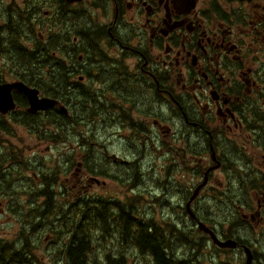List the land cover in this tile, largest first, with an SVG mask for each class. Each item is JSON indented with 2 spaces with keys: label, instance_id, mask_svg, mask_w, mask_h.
I'll use <instances>...</instances> for the list:
<instances>
[{
  "label": "flooded vegetation",
  "instance_id": "af4514ba",
  "mask_svg": "<svg viewBox=\"0 0 264 264\" xmlns=\"http://www.w3.org/2000/svg\"><path fill=\"white\" fill-rule=\"evenodd\" d=\"M3 1L0 0V2ZM203 2L206 5L203 8L200 7L201 0H78L75 2L69 0H23V4L17 7L12 3L2 7V3H0V9L4 13L3 19L0 20V50L14 52L16 56L18 45H40V43L31 42V40L33 37L41 36V29L46 31L50 27L45 25L50 23V25L58 23L65 26L76 25L74 20L76 16H73V19L70 17L62 19L69 14L78 15L84 12L76 10L78 6L87 5L86 7H92L94 11L100 12L106 20V24L102 27H95L92 23H88L86 26L79 25L85 27V31L64 34L62 46L68 44L67 37H69V43H72L71 35L77 37L75 38L76 43L78 38H83V33L89 31L92 32V37H101L99 42L100 57H94V61L88 63V55L92 51L86 49V52L77 59L75 69L78 74H72L70 91L75 94L92 92L93 89H96L97 84H102L96 89L97 91L104 88L110 91L109 81L112 76L115 79L118 73V59H113L110 64V50L114 55L117 54L118 58L128 56L134 59L133 66L125 71L121 87L125 84L135 83L142 88V78L148 86L147 90L142 89L143 94L149 93L152 96V91L153 97L168 101L175 109L172 118H179L178 127L180 128L177 133H181V137L185 139L183 148L188 144L187 140L190 136L202 135L214 139L213 134L223 130L227 140L221 144L223 151L226 154H233V147L237 150L242 148L240 151H242L246 162L255 165L253 171L256 173V179L250 181L245 189V194L250 198L251 203L240 210V220L249 224L252 231L256 232L264 224V111L256 109L251 111L248 116H242L236 101L240 98V93L251 96L260 86L259 81L253 77L261 73V68L256 65L261 60L257 53L264 50V31L257 29L256 25H264V15H262L264 0H203ZM224 3L239 5L241 9H247L251 19L246 22L242 21L236 15L240 9L230 10V16L229 10H225L223 7ZM232 17L245 24V27L234 29L231 22ZM117 24L129 29V35L123 42L116 39L115 27ZM21 26L25 28L21 30ZM99 28L103 31H98ZM234 31L240 37L235 43L232 42ZM249 35L251 37L250 44L247 39ZM145 37L146 40H144ZM52 39H56L59 44V39L55 37L43 44H48ZM142 40H144L143 46ZM242 48L244 51H241ZM9 59L13 58L9 57L4 61L8 62ZM101 61L109 65L115 64L116 67L112 68V71L109 69L105 74H102ZM229 63L238 69L237 79L242 85V88L235 91L225 87L232 75L228 71ZM250 64L252 66H249ZM5 67L4 72L0 71V77H4L1 82L6 80L7 74L12 77L17 74V67L10 66L9 68L7 64ZM17 81L19 80L13 78L10 79V82L5 83ZM205 90H207L206 96ZM17 94L16 91L12 92L15 108L6 115L0 113V190L6 191L4 194H0V206L5 203L16 204L20 194L24 192L26 202L30 206L35 204L39 209L41 205L50 203L54 197V192L50 197L41 194L52 185H54V189L60 184L63 186L80 185L81 188L83 187L82 189L95 190L97 187L102 189L108 187L106 181L109 180L110 186L116 189L115 186L124 188L125 183L129 184L130 180L136 178L139 182L145 176L151 179L152 175L156 173V167L150 170L149 162L147 165L142 163L149 154L139 152L134 141H139V144L141 141L137 137L130 136L129 125L127 128L129 135H119L118 138L116 132H109L107 143L100 141L101 145L97 144L95 136L90 135L82 140L81 145L85 150L83 154L81 153V158L76 154L73 160H71L73 157L71 156L70 159L63 161L68 155L65 152L58 154L55 152L53 155L58 156L57 162L60 164L50 165L44 159L43 151L39 145L33 144V141L43 144L36 134H41L46 139L49 152H51L49 147L57 149L62 143H65L66 135L63 131L58 130L61 126L57 125L59 121L53 118L55 116L49 117V112L45 111L31 115L28 111L30 108L28 101L17 102ZM257 99H261V96L257 95ZM95 101L93 100V102ZM133 101L140 102V100ZM84 104L85 102L82 106ZM63 105H67L70 110V106L73 104L65 102ZM196 107H199V113L195 111ZM86 108L89 109L90 106L87 104ZM213 108L215 120L208 122L205 117ZM147 111L148 109L144 112L138 111L134 118L141 123H149L148 119L150 118L146 115ZM37 119L45 125L41 130V123ZM11 120L16 125L13 130L9 128V125L12 126ZM161 122L162 119L158 118L153 121L163 134L169 135L172 128L162 129ZM115 123L116 121H110L112 126ZM4 126H7L8 130L4 129ZM7 132L13 138L20 136L23 132L36 136L24 144L22 151H13L11 159L7 160L2 157V138ZM254 132L259 133L255 136V146L252 147L250 144L248 147L241 146L239 141L243 140L242 135H246L245 140L250 142L253 140L250 134ZM113 137H115V141L112 139ZM90 138H93L92 142H90ZM49 140L59 142L51 144ZM119 141L124 143L120 144ZM95 146L96 149H102V155H96L95 151L89 152V149L95 148ZM196 147L193 145L192 150H189L185 156L181 155L183 148L180 153L172 155L179 164L167 162L165 173H159L164 178L157 182V185L165 197L169 195V192H172L192 208L194 204H200L199 201L212 192L217 195L209 196V198L217 201V204H223V200L218 199L223 191L216 192L224 187V181L221 179H225L223 176L224 164L219 159V152L212 148L207 153L197 152L195 151ZM109 148H112L113 151L109 152ZM33 152L37 155L32 156L31 163H29L26 157ZM129 153L136 159H121V156L127 157ZM21 154L24 155V160L20 159ZM91 159L95 160L93 164L90 163ZM61 162L62 165L67 164L68 167H63ZM111 166H115L113 175H109L105 171ZM84 167H87L88 171H84ZM145 167L148 171H141V168ZM178 169H182L184 172L203 171V179L192 188L184 183L175 187L174 183L178 180L174 177L176 173L174 170L180 172ZM218 173L221 174L220 183L215 184L216 182L213 180L216 179ZM56 174H58V180L48 184L45 177L52 178ZM122 176L124 179H121ZM6 182L8 186L5 185ZM116 192L121 194L117 190ZM81 194L82 190L73 197L77 199L82 196ZM187 199L188 201H186ZM166 201L170 206L177 204L173 199H166ZM54 202L65 204L67 200H59V202L54 200ZM73 203H79V201ZM16 219L21 220L20 217ZM195 220L203 222L196 218ZM232 226L233 224L223 225L222 234L219 235L223 241L231 239ZM254 242H258L259 245L242 247L243 264H248V256H252L251 264H264V252L259 250L262 245L264 246V240L256 239L253 244ZM237 248H241L239 243ZM223 252L229 251L223 250L220 255ZM230 252L234 253V251ZM229 261L231 263L228 264H235L234 258H230Z\"/></svg>",
  "mask_w": 264,
  "mask_h": 264
},
{
  "label": "trees",
  "instance_id": "16d2710c",
  "mask_svg": "<svg viewBox=\"0 0 264 264\" xmlns=\"http://www.w3.org/2000/svg\"><path fill=\"white\" fill-rule=\"evenodd\" d=\"M98 31L103 30L99 28ZM91 34V31L83 33L82 39L89 38L91 41H98L97 44L87 45V49L93 51L94 57H100L99 42L101 37H92ZM102 35L105 36V34ZM66 39L68 44L62 46L67 52L65 55H52L59 45L56 39H52L48 44H34L29 46L28 49L23 47L26 45H18L16 48L17 53H19L18 56L16 53L15 58L9 59L7 62L9 68L10 66L17 67L16 80L20 77L28 86L40 90L44 96L59 101L61 105L65 103L62 99V94L66 95L68 92H71L72 74H78V71L75 69L77 59L86 52V49L77 48L76 45L69 43V37ZM74 57L75 59L72 60ZM33 64H35V68H45L44 72L35 70L36 76L31 77L32 71L30 70V66ZM25 77H29L30 79L26 80ZM41 77L42 80L39 79ZM2 80L3 77H0V82ZM49 86H51V89L48 88ZM92 96V92H83L76 94L75 97L68 98L66 102L73 105L77 103V105L81 106L82 110L87 109V104L92 108H96L97 103H95L96 107H93L94 104L90 105ZM25 100L22 94H18V102H25ZM148 101V105L150 106L152 101ZM84 102L85 104L82 106ZM65 109L68 110L67 105H65ZM44 111L49 112V117L55 116L53 118L59 121L57 125L59 124L60 126L72 115L70 110L65 113L60 106ZM38 112L30 113L31 115H37ZM122 117L125 120H129L130 136L137 137L141 141L138 149L139 152L148 155V150L155 149L156 146L151 132L153 126H148V124L141 123L135 118H130L125 113H123ZM41 133L44 134L43 131ZM88 137H81L80 141ZM37 138L43 144L46 143V139L41 134H37ZM49 141L51 144L59 142ZM97 144H100V142ZM170 147L174 150L179 149L174 140L171 141ZM95 150L96 146L95 148H90L89 152L93 153ZM188 152L189 145L186 144L181 155L185 156ZM46 156L49 157L50 155L43 152L44 159ZM52 157L53 155L50 157V161L57 162L58 156L55 157L57 158L55 160ZM73 158L74 156L71 160ZM20 159H25L23 154H21ZM46 161L49 162V159ZM93 162L95 160L91 159L90 163L93 164ZM83 170L88 171V168L84 167ZM45 180L48 184L56 182L58 174L52 178L45 177ZM181 184L182 181H175L174 183L175 187ZM82 188L80 185L63 186L58 184V187H55V189L54 185H52L44 193H41L48 197L52 196V192L55 195L50 203H46L42 208L37 209L38 207L35 204L30 206L20 220L26 224L19 226L18 234L13 240L9 241V243L0 240V264H32L33 248L31 237L34 236L33 232L35 230L41 228L42 221L49 216H55L59 220V223L64 224L70 230L68 231V233H71L68 235V241H64L66 243L64 250L57 251L56 243L58 240H61V236L55 235V229L52 226L49 227L58 238L53 239L51 245L54 250L49 248L48 254L51 255L53 253L64 256L66 253L67 264H100V257L107 260L106 264H197L196 255H187L183 246L191 241L188 245L190 251H194L195 253L201 250L204 251L208 236L199 229V222L190 217L191 215L187 212V204L185 202L181 201L180 204L173 206L168 205L165 210L161 211L162 213H159L156 208L161 206L164 200H166L163 191L158 185L154 189L157 193H162V195L147 191L144 180L142 179L139 182L138 178L130 180L129 184H124V188L129 189L128 193L118 194L116 191L113 193L108 190L104 194L101 187H97L95 190ZM97 189H100L99 193H96ZM80 190H82V196L75 199L76 197H73V195ZM122 194L123 197L121 199L115 196H122ZM54 200L58 202L59 200H67V203L57 204ZM75 201H79V203H73ZM209 208L204 209L206 213L210 211ZM182 216H188L189 221L193 223L195 233L191 230H183L186 226L182 222ZM173 220L176 223H172ZM203 223L209 225L206 222ZM177 224L180 227H177ZM220 227L222 230L223 225ZM70 236H73L72 240ZM89 241H92V247L87 252L85 244ZM90 251L91 255L88 257L89 260L86 261L85 256ZM95 251L101 256L93 253ZM185 257H189L188 260ZM56 264L59 263L56 262Z\"/></svg>",
  "mask_w": 264,
  "mask_h": 264
},
{
  "label": "clouds",
  "instance_id": "9594fccd",
  "mask_svg": "<svg viewBox=\"0 0 264 264\" xmlns=\"http://www.w3.org/2000/svg\"><path fill=\"white\" fill-rule=\"evenodd\" d=\"M200 7H206L203 0H201ZM225 10H229L230 16L232 9H240L236 15L240 17L242 21H248L251 19V16L248 14L247 9H241L239 5H228L227 3L223 4ZM264 15V13H262ZM232 25L233 28H243L245 24L240 23L237 21L235 17H232ZM257 29L264 31V25L257 24ZM27 35V33H25ZM129 35V29L127 27L122 26L121 24H117L115 27V36L116 39L120 42H123L126 37ZM240 37L233 32V43L236 42L237 39ZM248 43H251V37L249 35ZM146 40V37L144 38ZM144 40L141 41L142 46ZM247 47V45H245ZM241 51H244L242 48ZM260 55L261 60L257 67L261 68V73L258 76H254L253 79L259 81V88L255 90V92L249 96L246 93H240V98L236 101L238 105V110L241 111L242 116H248V114L256 109L260 111H264V50L257 53ZM249 66H252L251 64ZM100 67H104L103 64ZM110 67L115 68L116 65L112 64ZM228 71L232 74L229 80V83L225 86L232 90H237L242 88L239 80L237 79L239 72L238 69L229 63ZM26 80L30 79L29 77H25ZM110 83V81H109ZM207 95V90H205V96ZM257 95L261 96V99H257ZM76 94L74 92H68L66 95L62 94V99L64 102L68 98L75 97ZM135 103V101H131ZM138 111L144 112L145 108L148 109L147 117L149 118H158V119H165L169 122V126L172 127L173 133L177 132V127L179 125V118H172V113L175 112V109L172 105L166 100H154L151 105H145L144 108L141 107L140 104L135 105ZM55 107H59L56 105ZM70 110L72 115L68 118L64 124L58 128L66 135V143H62L59 148L57 149V154L59 152H65L67 155H72L73 151L79 150L84 151L83 148H71V146H76L79 144L81 137H88V136H95L97 142L104 141L107 143V136L109 132H116L119 131V127H108L103 133L100 131L101 128H104V125L101 124V121H116L117 124L120 123L118 117L114 113H108L106 111L100 110L98 106L96 108L90 107L89 109L82 110L80 105L70 106ZM195 111L199 113V107L195 108ZM206 121L211 122L215 120L214 115V108L212 111L208 112L207 116L205 117ZM153 139L156 143V151H152L149 149V155L147 156L146 160L142 163L147 165L148 162H153L158 167L156 168V173L152 175L151 181L147 176L143 177L144 183L146 184L147 191L153 192V194H161L157 193L155 189H153L152 185L158 179H160V169L164 168L165 162L169 163H176L178 162L172 157V154L164 149V147L160 144V136L157 132V129L153 127L151 129ZM258 132H254L252 135L253 140L250 141V145L254 147L255 136L258 135ZM214 139H210L205 136H190L188 137L187 143L189 145V150H192V146L196 145L195 151L207 153V151L212 148L219 152V159L224 164V171L223 176L225 177L224 180V187L221 189L224 195L223 197H218V199L223 200V204H217V201L212 200L209 196H216L215 192L209 193L206 195L201 203H207L211 205L210 211L208 213L205 212L204 209L200 207V204L193 205V212L196 214V219L201 220L203 222L208 223L216 232L217 235H221V227L224 224H233L231 238L238 241L241 245V248H237L233 253V258L235 260V264H243L244 257L242 252V247H247L248 245H253V241L256 239L264 240V224H262L256 232H253L251 226L246 222L240 220L241 216V209L244 208L246 205H250L251 200L245 194V189L247 184L256 179V173L253 171L255 165L248 164L244 158L242 151L235 149L233 147V154H226L221 147L222 142H227L226 137L224 136L223 130L214 133ZM177 137H173L175 141ZM115 141V137L112 138ZM136 143L137 148L139 149L140 144L139 141H134ZM120 144H123V141H119ZM109 152L113 151L112 148L108 149ZM96 155H102V149L95 150ZM37 155V153H29L26 159L28 162L31 163V157ZM131 158L136 159L135 156H132L131 153L128 154L127 157L121 156V159ZM49 157H45V160H48ZM63 167L67 168L68 165L64 164ZM181 171V176L179 179L182 183L186 184L189 188L195 187V185L203 179V171H195L192 170L190 172H184L182 169H178ZM109 175H113L115 172V166H111L105 169ZM141 171H148V169L141 168ZM218 176L221 174L218 173ZM121 179H124L122 176ZM215 180V178H214ZM216 183H219L218 180H215ZM42 187V185H41ZM166 199H173L175 203L180 204L181 199L180 197L176 196L174 193L169 192V195L165 197ZM167 214V212H166ZM180 214V213H178ZM182 222L186 226L183 230H191L195 233V228L193 223L189 221L188 216H182ZM16 218H13V223H15ZM172 223H176L175 220ZM177 227H180L177 224ZM19 247V245H17ZM261 252H264V246L260 247L259 249ZM212 264H215V257L213 256Z\"/></svg>",
  "mask_w": 264,
  "mask_h": 264
},
{
  "label": "rangeland",
  "instance_id": "374dc122",
  "mask_svg": "<svg viewBox=\"0 0 264 264\" xmlns=\"http://www.w3.org/2000/svg\"><path fill=\"white\" fill-rule=\"evenodd\" d=\"M2 3V7H5L7 5H9V3L15 4L16 7L18 5H22L23 4V0H4ZM85 6H78L76 10H80V11H84L81 12L78 15H74V14H69L66 15L62 20H64L66 17H70L72 18L73 16H76V18H74L75 22L77 23L74 26H65L62 23H58L56 25H45V26H50L46 31H44V29H41V36L38 37H33V39L31 40V42H38L40 44H43L44 42H46L47 40H50L51 38L55 37L59 39V45L57 47V50L55 51L54 54H52L53 56H62L67 54L66 50L62 47V43L64 40V34L65 33H77V32H81V31H85L86 28L85 27H81L79 25L82 26H86L88 23H92L93 26L95 27H102L103 25L106 24V20L103 18V16L101 15L100 12L98 11H94L93 8H89ZM85 10H83V8H85ZM4 13L2 12V10L0 9V20L3 19ZM43 17V16H41ZM73 19V18H72ZM69 27V28H68ZM25 27L21 26L20 29L23 30ZM68 28V29H66ZM75 38L73 35L70 36V40L72 42V45H76L77 48L80 49H87V45H93V44H97L98 41L94 40L91 41L89 40V38H78V42L76 43ZM24 48L28 49L29 46H23ZM4 48V47H3ZM19 53H17L18 56ZM15 58V53H10V52H5V51H1L0 50V71H5L6 67L5 65L7 64V61H4L6 58ZM89 57V62L88 63H92L94 61V53L92 51V53L90 55H88ZM50 59V58H48ZM74 58H72V60H74ZM113 59H118V73H117V77L115 79L112 78L110 79V91H108L107 89H103L99 91L95 90L101 86L102 84H97L96 85V89L92 90L93 96L92 99L90 101V105L94 104L93 107L97 106L100 110L106 111L108 113H114L117 117H119V121L120 123L117 124V122L112 126L109 123H107L106 121H101V124L104 125V128H101L100 131L103 133L108 127H119V131H116V136L118 137L119 135H127V128L129 125V120H125L122 115L123 113H125L128 117L130 118H134L137 113L138 110L136 108V104H140L142 108H144L145 105H148L149 101L151 100L152 102L154 100H159L158 98L153 97V92L152 96H150L151 94H146V93H142V89L143 90H147L148 86L147 84L142 80V88L135 84V83H131V84H125L124 86L121 87V84L124 81V77H125V71L129 69L130 66H133L134 63V59L129 58L128 56H124V57H119L117 56V54L114 55L113 51L110 50V64L112 63ZM103 64L104 67H100L101 69V73L105 74V72H107L109 69L112 71V67H110L109 64H107L106 62H100V65ZM43 66V65H42ZM30 70L32 71L31 77L32 76H36L35 70L38 72H44L45 68L42 67H38L35 68V64H33L32 66H30ZM110 71V72H111ZM91 73V72H90ZM15 78L12 77L11 75L7 74L5 76V81L0 82V83H4V82H10V79ZM4 79V77H3ZM42 80V77L39 78ZM18 80H21L20 77ZM96 80V79H94ZM22 81V80H21ZM99 82V80H98ZM49 89H51V86L48 87ZM41 92V91H40ZM95 92V94H94ZM19 94V93H18ZM17 94V96H18ZM42 94V92H41ZM16 96V99H17ZM23 98H25L24 95H22ZM43 96V94H42ZM26 99V98H25ZM93 100H96L95 102H93ZM133 100H140L139 103H132L131 101ZM18 102V101H17ZM19 103H24V102H19ZM20 105V104H19ZM74 106V105H72ZM147 108H145L146 110ZM147 115V113H146ZM155 118H150L149 120V125L155 127L157 129V132L159 133L160 136V144L164 147L165 150H167L168 152H170L172 155L176 154V153H180L181 149L183 148V141H185L184 138L181 137V133H173V130H171V133L169 135H165L163 133H161V130L158 129V125H154L153 121ZM38 120V119H37ZM38 122L41 123L40 125V130L45 126L43 122H41L40 120H38ZM161 126L162 129H171L172 127L169 126V122H167V120L162 119L161 122ZM9 128L10 129H14L16 127L15 122L14 121H10ZM5 129L8 130L7 126H4ZM180 127L177 128V131L179 130ZM53 130H55V128H52ZM111 133V132H110ZM161 133V134H160ZM37 135V134H36ZM36 135H32L26 132H23L20 136H17L16 138H13L11 135H9V133H5L3 135L2 138V157L4 159H11L12 157V152L13 151H22V147L24 146V144H26V142L33 138ZM129 135V134H128ZM164 136V137H163ZM177 137L175 139L176 144L178 145L179 149L178 150H174L170 147V143L173 140V137ZM119 138V137H118ZM246 135H242V139L240 140L239 143L242 146L248 147L249 146V142L245 140ZM23 141V142H22ZM93 141V138H90V142ZM104 142V141H103ZM37 144L39 145L40 149L44 152V153H48L49 159L50 157L57 152V149H54L53 147H49L51 149V152L48 151V144L44 143V144H40L39 142L33 141V144ZM66 143V142H65ZM70 149L71 148H82L81 145V141L79 142L78 145L76 146H69ZM242 148H238V150H241ZM81 153L83 154V151H73L72 155H68L67 157H65L63 159L64 160H68L70 159L71 156H74L76 154H78V157L81 158ZM67 154V153H66ZM57 157L56 155H53L52 159H57L55 158ZM50 165H59L60 162H50ZM62 165V162H61ZM167 162H165V166L164 168L160 169V173H165V169ZM63 166V165H62ZM154 167H158V165L153 164V162H149V169L152 170ZM175 175L174 177L177 178L178 181H181L179 179V177L181 176V171H177L174 170ZM161 178L158 179L155 183H153L152 187L153 189L155 188V186L157 185V182H159L161 179L164 178V176H160ZM220 176L216 175V179L218 180L220 183ZM149 180L151 181V179L149 178ZM215 180H213V182H215ZM221 180H225V179H221ZM107 185L108 187H105L102 189V192L104 194L107 193L108 190L112 191L114 193V191H118L120 193H128L129 189H125L119 186H115L116 189H114L113 187L110 186V181L107 180ZM218 184V183H215ZM6 186H8V183H5ZM210 189V188H209ZM221 189L216 190V192H220ZM100 189L96 190V193H99ZM6 191L4 190H0V194H4ZM150 192V191H149ZM117 198L121 199L123 197L121 195H115ZM223 196V192L220 194V197ZM2 198H5V196H2ZM204 199H201L200 202V207L202 209L211 208V205L207 204V203H201V201H203ZM169 205V203L164 200V202L162 203L161 206H158L156 209L158 210L159 213H162L161 211L165 210L167 208V206ZM45 205H41L39 208L44 207ZM58 207H62L59 205H56ZM30 208V205L26 202V197L24 196V192H22L19 196L18 202L16 204H10V203H5L2 206H0V240L9 243V241L13 240L16 235L18 234L19 231V226H24L26 223H22L20 220L16 219L15 223H13V218H17L20 217L22 218L23 215L26 213V211ZM209 208V209H210ZM50 224V225H49ZM52 226L55 229V235H60L61 236V240H58V242L56 243L57 251L60 250H64L66 243L64 241H68V235L71 233H68V227H65L64 224L59 223V220L55 217V216H49L47 217L45 220L42 221L41 223V228L37 229L33 232V235L31 237V241H32V248H33V253H32V264H56V262H58L59 264H67L66 258H67V254L65 253L64 256L58 255V254H53L51 253L48 254L49 248L54 250V248L52 247V242L53 239H57L58 237H56L54 235V232L51 231L49 229V227ZM233 228V226H232ZM232 228H231V232H232ZM31 233V232H30ZM70 239H73V236H70ZM254 245H259L258 242H254ZM263 246V245H262ZM85 247L87 248V252L88 250L92 247V241H89L85 244ZM256 247V246H255ZM97 255H100L97 251L93 252ZM91 255V251L85 256V260L88 261L89 260V256ZM196 255V263L197 264H211V261L213 259V256L215 257V264H228L231 263L229 261L230 258H233V252H223L222 255L220 254H213V255H209L207 251H199L195 253ZM101 256V255H100ZM189 257H185L186 260H188ZM35 259H37V261H35ZM101 261L100 264H106L105 262H107L106 259H102V257H100ZM179 259V258H178ZM91 264V263H89ZM187 264V263H184Z\"/></svg>",
  "mask_w": 264,
  "mask_h": 264
},
{
  "label": "water",
  "instance_id": "95a60500",
  "mask_svg": "<svg viewBox=\"0 0 264 264\" xmlns=\"http://www.w3.org/2000/svg\"><path fill=\"white\" fill-rule=\"evenodd\" d=\"M70 2H75L78 0H69ZM12 90H17L23 93L30 103L29 111L32 113H37L38 111H44L50 109L58 104L56 100L49 98H40V92L37 89L28 87L22 82H16L12 84H2L0 85V112L2 114H7L9 111L15 108V102L12 97ZM200 228L211 235L214 242L220 247H235L236 243L234 241L227 243H220L214 235V232L201 224ZM248 264H251V257L248 259Z\"/></svg>",
  "mask_w": 264,
  "mask_h": 264
},
{
  "label": "bare ground",
  "instance_id": "6f19581e",
  "mask_svg": "<svg viewBox=\"0 0 264 264\" xmlns=\"http://www.w3.org/2000/svg\"><path fill=\"white\" fill-rule=\"evenodd\" d=\"M4 128V127H3ZM5 129V128H4ZM226 241V240H225ZM249 249V248H248ZM226 251V250H225ZM251 251V250H250ZM254 251V250H253Z\"/></svg>",
  "mask_w": 264,
  "mask_h": 264
}]
</instances>
